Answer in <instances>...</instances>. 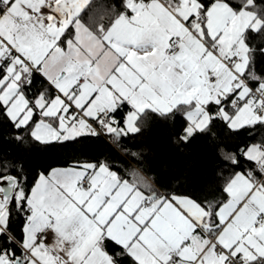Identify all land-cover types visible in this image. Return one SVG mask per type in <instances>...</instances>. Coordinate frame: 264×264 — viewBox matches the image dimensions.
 Here are the masks:
<instances>
[{
    "label": "snow or ice",
    "instance_id": "obj_1",
    "mask_svg": "<svg viewBox=\"0 0 264 264\" xmlns=\"http://www.w3.org/2000/svg\"><path fill=\"white\" fill-rule=\"evenodd\" d=\"M0 264H264V0H0Z\"/></svg>",
    "mask_w": 264,
    "mask_h": 264
},
{
    "label": "trees",
    "instance_id": "obj_2",
    "mask_svg": "<svg viewBox=\"0 0 264 264\" xmlns=\"http://www.w3.org/2000/svg\"><path fill=\"white\" fill-rule=\"evenodd\" d=\"M149 142L152 143L162 155H168L171 152V149L169 148L159 131H154L149 136ZM48 159L49 157L47 156H40L37 158V162L43 163Z\"/></svg>",
    "mask_w": 264,
    "mask_h": 264
}]
</instances>
